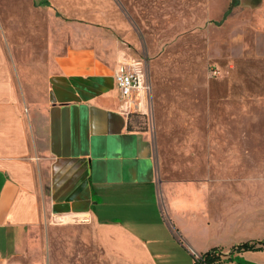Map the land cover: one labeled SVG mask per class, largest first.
Wrapping results in <instances>:
<instances>
[{
  "label": "crops",
  "instance_id": "crops-1",
  "mask_svg": "<svg viewBox=\"0 0 264 264\" xmlns=\"http://www.w3.org/2000/svg\"><path fill=\"white\" fill-rule=\"evenodd\" d=\"M29 2L13 31L0 15V264L33 256L62 216L74 224L56 246L76 233L80 264H194L214 250L217 264H264V250L233 251L264 240V207L233 219L221 207L223 145L184 144L164 165L121 112L120 58L145 60L123 0Z\"/></svg>",
  "mask_w": 264,
  "mask_h": 264
},
{
  "label": "rangeland",
  "instance_id": "rangeland-1",
  "mask_svg": "<svg viewBox=\"0 0 264 264\" xmlns=\"http://www.w3.org/2000/svg\"><path fill=\"white\" fill-rule=\"evenodd\" d=\"M29 1L0 0L4 30L31 15ZM123 2L139 28L132 50L147 61L153 85V114L140 116L138 129L151 134L164 165L184 144H222L221 207L238 210L230 219L264 207V0H238L227 16L231 0ZM61 224L74 220L48 221L22 264H80L69 243L76 233L56 246Z\"/></svg>",
  "mask_w": 264,
  "mask_h": 264
},
{
  "label": "built area",
  "instance_id": "built-area-1",
  "mask_svg": "<svg viewBox=\"0 0 264 264\" xmlns=\"http://www.w3.org/2000/svg\"><path fill=\"white\" fill-rule=\"evenodd\" d=\"M115 80L121 97V112L125 116L151 118L153 114V85L147 62L143 59L120 58ZM62 222L64 216L57 217Z\"/></svg>",
  "mask_w": 264,
  "mask_h": 264
},
{
  "label": "trees",
  "instance_id": "trees-1",
  "mask_svg": "<svg viewBox=\"0 0 264 264\" xmlns=\"http://www.w3.org/2000/svg\"><path fill=\"white\" fill-rule=\"evenodd\" d=\"M44 4H48L47 2H44ZM238 4V0H231L230 5L228 7V10L225 13V16H227ZM138 118H141L139 115H135ZM264 250V240L261 242H247L244 244H241L233 249V251H262ZM217 250L208 252L201 258V260H196L194 264H217L220 262L221 257L220 255H216ZM233 253V252H232Z\"/></svg>",
  "mask_w": 264,
  "mask_h": 264
}]
</instances>
